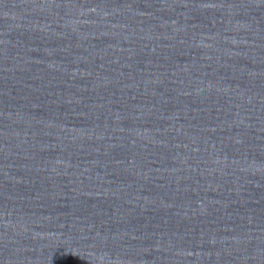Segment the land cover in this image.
<instances>
[{
	"label": "water",
	"instance_id": "95a60500",
	"mask_svg": "<svg viewBox=\"0 0 264 264\" xmlns=\"http://www.w3.org/2000/svg\"><path fill=\"white\" fill-rule=\"evenodd\" d=\"M0 264H264V0H0Z\"/></svg>",
	"mask_w": 264,
	"mask_h": 264
}]
</instances>
